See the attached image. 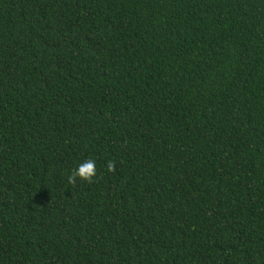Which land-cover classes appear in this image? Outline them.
Listing matches in <instances>:
<instances>
[{
    "label": "trees",
    "instance_id": "1",
    "mask_svg": "<svg viewBox=\"0 0 264 264\" xmlns=\"http://www.w3.org/2000/svg\"><path fill=\"white\" fill-rule=\"evenodd\" d=\"M0 264H264V0H0Z\"/></svg>",
    "mask_w": 264,
    "mask_h": 264
},
{
    "label": "clouds",
    "instance_id": "2",
    "mask_svg": "<svg viewBox=\"0 0 264 264\" xmlns=\"http://www.w3.org/2000/svg\"><path fill=\"white\" fill-rule=\"evenodd\" d=\"M106 167L108 172H114L115 162L108 161ZM96 174V162L93 159H89L81 162L77 168L72 170L71 174L67 177V183L75 185L79 180L91 184L94 182Z\"/></svg>",
    "mask_w": 264,
    "mask_h": 264
}]
</instances>
